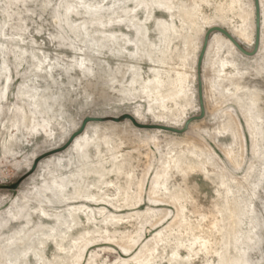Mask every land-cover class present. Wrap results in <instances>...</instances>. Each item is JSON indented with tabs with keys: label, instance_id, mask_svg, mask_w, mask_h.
I'll return each instance as SVG.
<instances>
[{
	"label": "rangeland",
	"instance_id": "374dc122",
	"mask_svg": "<svg viewBox=\"0 0 264 264\" xmlns=\"http://www.w3.org/2000/svg\"><path fill=\"white\" fill-rule=\"evenodd\" d=\"M259 1L0 0V264H264Z\"/></svg>",
	"mask_w": 264,
	"mask_h": 264
},
{
	"label": "water",
	"instance_id": "95a60500",
	"mask_svg": "<svg viewBox=\"0 0 264 264\" xmlns=\"http://www.w3.org/2000/svg\"><path fill=\"white\" fill-rule=\"evenodd\" d=\"M254 16H255V20H254V43H253V50L251 52H247L245 51L240 44L238 43V41H236V39H234V37H232V35H230V33H228V31L222 29L221 27L215 26V27H211L209 28L204 36L203 39V43H202V47L200 50V53L198 55L197 58V71H198V75H197V98H198V103H199V111L200 114L198 117L195 118H191V119H187L181 129H175L172 127H168V126H164V125H156V124H150V125H146V124H141L138 123L134 117L125 114L121 117V119L125 120H129L131 122V124L137 128V129H142V130H157V131H163V132H168V133H172V134H176V135H182L184 134L190 124L193 121H197V120H201L204 117V104H203V90H202V79L200 77V68L204 62L207 50H208V44H209V36L210 34L216 32L221 34L223 37H225L226 39H228L230 41V43L243 55L247 56V57H252L254 56L259 49L260 46V37H261V13H260V3L259 0H254ZM102 121V118L99 117H85L81 124L80 127L77 131H75L74 133H72V135L68 138V140L66 141V143L56 149H53L51 151H48L47 153L42 154L41 156H39L38 158L34 159L33 164L31 166V168L29 169V171H27V173H25V175L23 177H21L19 180H17L15 183L8 185V186H3L2 189L4 190H9V191H15L18 189V187L20 186V184L26 179L28 178L30 175H32L38 164L40 163V161H42L43 159H45L46 157L53 155V154H57L60 152L65 151L66 149H68L71 144L73 143V141L75 140V138H77L80 134H82L86 128V126L89 123H100ZM115 122H118L119 119L118 118H114Z\"/></svg>",
	"mask_w": 264,
	"mask_h": 264
},
{
	"label": "bare ground",
	"instance_id": "6f19581e",
	"mask_svg": "<svg viewBox=\"0 0 264 264\" xmlns=\"http://www.w3.org/2000/svg\"><path fill=\"white\" fill-rule=\"evenodd\" d=\"M259 3H260V1H259ZM214 27H215V26H214ZM218 34H219V33H218ZM220 35H221V34H220ZM221 36H222V35H221ZM253 36H254V35H253ZM222 37H223V36H222ZM224 38H225V37H224ZM225 39H226V38H225ZM227 40H228V39H227ZM228 41H229V40H228ZM229 42H230V41H229ZM253 43H254V38H253ZM232 46H233V45H232ZM233 47H234V46H233ZM259 47H260V46H259ZM234 48H235V47H234ZM235 49H236V48H235ZM236 51H237L238 53H240L237 49H236ZM258 51H259V49H258ZM257 53H258V52H257ZM257 53H256V54H257ZM240 54H241V53H240ZM256 54H255V55H256ZM241 55L244 56V57H247V56H245V55H243V54H241ZM255 55H254V56H255ZM254 56H252V57H254ZM252 57H250V58H252ZM185 121H186V120H185ZM185 121H184V122H185ZM184 122H183V123H184ZM182 125H183V124H182ZM80 135H82V134H80ZM80 135H79V136H80ZM79 136H78V137H79ZM75 139H76V138H75Z\"/></svg>",
	"mask_w": 264,
	"mask_h": 264
}]
</instances>
